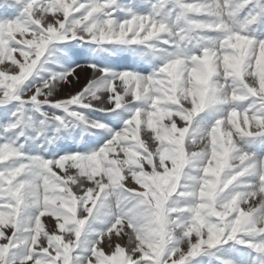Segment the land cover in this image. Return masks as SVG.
I'll return each mask as SVG.
<instances>
[{"label": "snow or ice", "instance_id": "1", "mask_svg": "<svg viewBox=\"0 0 264 264\" xmlns=\"http://www.w3.org/2000/svg\"><path fill=\"white\" fill-rule=\"evenodd\" d=\"M0 8V264H264V0Z\"/></svg>", "mask_w": 264, "mask_h": 264}, {"label": "rangeland", "instance_id": "2", "mask_svg": "<svg viewBox=\"0 0 264 264\" xmlns=\"http://www.w3.org/2000/svg\"><path fill=\"white\" fill-rule=\"evenodd\" d=\"M4 1L5 0H0V4H2V2ZM3 15H9V14L6 13L5 9L0 8V16H3ZM121 63H127V61H121ZM78 72H79V81L73 80V85L76 86L75 90H79L80 88H82L87 83L88 79H91V70H88L86 72L78 70ZM70 91H72L71 86H69V88L65 90L64 96L66 97ZM61 98H64V97H61Z\"/></svg>", "mask_w": 264, "mask_h": 264}, {"label": "bare ground", "instance_id": "3", "mask_svg": "<svg viewBox=\"0 0 264 264\" xmlns=\"http://www.w3.org/2000/svg\"><path fill=\"white\" fill-rule=\"evenodd\" d=\"M4 11V10H3ZM13 13H10L9 15H12Z\"/></svg>", "mask_w": 264, "mask_h": 264}]
</instances>
